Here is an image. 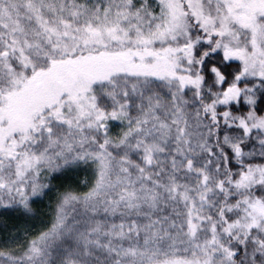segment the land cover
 <instances>
[{
  "label": "snow or ice",
  "instance_id": "1",
  "mask_svg": "<svg viewBox=\"0 0 264 264\" xmlns=\"http://www.w3.org/2000/svg\"><path fill=\"white\" fill-rule=\"evenodd\" d=\"M0 264H264V0H0Z\"/></svg>",
  "mask_w": 264,
  "mask_h": 264
}]
</instances>
